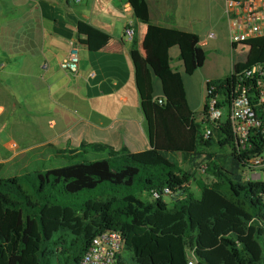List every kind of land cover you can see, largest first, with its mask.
<instances>
[{
	"label": "trees",
	"instance_id": "trees-1",
	"mask_svg": "<svg viewBox=\"0 0 264 264\" xmlns=\"http://www.w3.org/2000/svg\"><path fill=\"white\" fill-rule=\"evenodd\" d=\"M38 7L54 34L73 37L76 18L67 15L71 25L44 0ZM141 26L139 41L134 31L129 56L150 148L130 153L103 142L79 149L47 145L0 163V264H53V256L55 264H78L91 240L104 232L119 233L130 255L129 263L120 256L117 264H187L190 253L196 264H264V180L242 175L248 161L264 153V138L242 151L228 121L199 120L169 56L177 47L184 74H193L206 60L198 37L147 22ZM235 52L242 59L232 62L227 76L205 84V99L210 85L224 94L236 73L264 63V37L233 45ZM88 60L94 72L88 98L109 95L128 80L121 55L89 51ZM155 79L159 97H154ZM205 105L204 100L201 113ZM206 129L211 130L208 140L203 139ZM216 145L229 153L207 150ZM201 164L212 180L196 181ZM191 181L200 189L199 198L190 191ZM165 189L170 193L152 198L153 191ZM93 191L98 195L77 206L67 204ZM144 193L151 201L137 197ZM59 231L72 237L69 243L53 239Z\"/></svg>",
	"mask_w": 264,
	"mask_h": 264
},
{
	"label": "crops",
	"instance_id": "crops-1",
	"mask_svg": "<svg viewBox=\"0 0 264 264\" xmlns=\"http://www.w3.org/2000/svg\"><path fill=\"white\" fill-rule=\"evenodd\" d=\"M7 1V6L0 5V18L7 15L6 17L11 16L19 21L6 29L0 27V117L5 115L7 119L4 120H10V130L14 129L16 122L23 126L25 120H30L28 117L31 115L38 116V124L26 123V133L14 130L10 134L1 130L6 129V122L0 124L2 134L12 135L11 137L21 142L8 144L13 152L0 157V163L8 162L30 150L41 151L47 145L60 149H79L85 143L103 142L115 150L126 148L130 153L150 148L147 125L140 109L134 69L129 56L131 43L123 36L124 28L129 23L137 32V41L142 33L141 24L147 22L195 34L198 37V46L205 54L226 61L231 54L227 25L223 18L224 0H113L115 4L103 10V22H85L84 26L80 25L81 19H85L84 16L79 14V17L76 14L69 5V0H44L59 8L63 19L68 23L71 24L67 15L77 19L78 24L74 25L76 32L71 39L54 34L52 22L48 27L45 25L48 20L40 13V0ZM7 9L11 10L8 14L4 12ZM117 23L122 27L121 33L111 38L107 43L109 45L100 43L89 47L90 33L97 30L110 36L111 27ZM87 27L90 28L88 35L85 34ZM78 29L83 30V36ZM210 33L214 34L213 38L208 37ZM77 40H85L86 44ZM74 47L84 48L85 55L81 59L83 65L79 61L77 73L65 72L61 81L55 82V78L47 73L48 63L54 61L60 64ZM89 51L116 53L124 58L129 76L120 89L109 95L93 98L86 96L88 81L94 76L88 60ZM169 56L170 66L182 76L190 110L200 115L205 100L206 82L221 79L223 72L213 66L212 71L206 73V56L201 68L186 75L179 60V49L171 48ZM187 80H191L194 104H190L188 100ZM49 81H54L56 86L52 88L47 84ZM153 82L154 97H159L160 82L156 79ZM17 87L21 90L25 88V92H18ZM29 87L35 93L25 95L30 92ZM26 101H32L37 106L29 108L28 112L24 109L23 112L26 113L22 120L9 118L17 109L27 108ZM41 127L46 129L45 132L41 131Z\"/></svg>",
	"mask_w": 264,
	"mask_h": 264
},
{
	"label": "built area",
	"instance_id": "built-area-1",
	"mask_svg": "<svg viewBox=\"0 0 264 264\" xmlns=\"http://www.w3.org/2000/svg\"><path fill=\"white\" fill-rule=\"evenodd\" d=\"M223 18L231 47L264 37V0H224ZM123 34L124 39L131 43L134 36L131 23L125 26ZM208 37L213 38L214 34L210 33ZM243 49L244 47L241 48ZM78 65V51L74 47L60 62L59 67L64 72L75 74ZM230 74L232 75V71ZM234 76L235 83L232 87H227L224 94L212 85L206 89V109L198 119L210 124L228 121L237 145L243 151L251 148L252 143L260 137L264 138V63L254 64ZM210 136L211 130L206 129L203 139L208 140ZM262 155L251 158L246 164L244 171L249 173L247 180H264ZM205 170V164L198 168L201 174ZM168 193V189L163 192L153 191L152 198L158 199ZM122 251L121 235L117 232H104L91 240L78 264H117ZM187 264H196L191 253Z\"/></svg>",
	"mask_w": 264,
	"mask_h": 264
},
{
	"label": "rangeland",
	"instance_id": "rangeland-1",
	"mask_svg": "<svg viewBox=\"0 0 264 264\" xmlns=\"http://www.w3.org/2000/svg\"><path fill=\"white\" fill-rule=\"evenodd\" d=\"M7 2H8L7 0H0V5L7 6ZM111 4H115L113 0H82V2H80V3H73L71 0H69V5L75 10L76 14L79 17L81 15H83L84 18H85V19H81V21H82L80 23L81 26H84L85 22H91L92 24L103 22L105 20L104 17L102 16L103 10L106 9ZM10 11L11 10L7 9L4 12L8 14V13H10ZM79 14H81V15H79ZM6 16L4 18H0V27L2 26L4 29H6L8 27H11L12 25L18 24L19 20H17L16 18H12L11 16H9V17H6ZM45 25L48 27V26L51 25V22L45 21ZM78 30L81 31V29H78ZM121 30H122V27L118 23H117V25L115 24V25H113L111 27L110 36L104 35L102 33H99V31L94 30L92 33H90V35L88 37L89 47H92L93 45H98L100 43H103V44L109 43L110 39L113 38L115 35H118V36L120 35ZM83 35H84V32L82 30L81 31V36H83ZM107 45H109V44H107ZM77 51H78V57H79L80 64L82 63V65H83V62H81V59H83V57L85 55L84 48L83 47H79V49H77ZM206 56H207V60H206V63H205V65H206L205 72L206 73H210L212 71V69H213V66H215V67H217V69H220L223 72V75H222L221 78H224L225 76H227V73H228V71L230 69V64L232 62H237V61L242 59L241 58L242 55H240L237 52H235L233 54H230V57H229V53H228L227 54V56L229 57L228 61L223 60L220 57L216 58L215 56L210 55V54H206ZM229 61H231V62H229ZM47 73L50 76H53L55 78V82H60L61 79L65 76L64 75L65 72L63 70H61L60 67H59V62L57 63V62H54V61L51 62V63H48ZM55 82L54 81H49L47 84H49L53 88L54 86H56ZM29 89H30V87H29ZM186 89H187V92H188L189 103L190 104H194L195 103V95L192 92L193 87H192V84H191V80H187L186 81ZM20 90L21 89H18V87H17V91L20 92ZM24 90H25V88H23L21 90V92L24 91ZM33 93H35L33 91V89H30V92H28L25 95H32ZM30 98H33V97H30ZM26 102H27L26 103V107L27 108L22 107L20 109H17L12 115H10L9 118H13V119H16V120H18V119L22 120L23 117L25 116L24 114L26 112H28L29 108L37 106L35 103H32V101H26ZM24 109H26L25 113L23 112V111H25ZM196 115H199V113H197ZM34 117H36V116L35 115H31V117H28V118H30V120H25V124L26 123L31 124V125L38 124V119H37L38 116L36 118H34ZM5 118H6L5 115L0 117V124H2L3 122H6L4 124V126L7 125L6 129H1L3 132H6L7 134H10L14 130L21 131L23 133L27 132L25 124L23 126H21L17 122L14 125V129H12V130L8 129L10 120L9 119H8V121L4 120ZM44 130H46V129L41 127V131L45 132ZM11 136L12 135L5 136V134H2L0 132V138H1L0 139V157H4V156L9 155V154H11L13 152L12 148H10V145H8V144L21 143L20 141H17L16 139H14ZM207 150L215 152V153H218V154H227V153H229V151L227 149L223 148V150H221L219 147H217V145L213 146V147H211V148H209ZM262 157H264V153H263ZM242 175H243V178H247L249 176V173L247 171H243ZM195 177L197 179L196 181L201 180V179L204 180L206 178H209L210 180L213 179L212 177H210L209 173L201 174V173H199V171L195 172ZM196 181H191V183H190V191L193 193V195L196 198H199L200 197V189L197 188ZM97 195H98V193H95V191L89 192V193L85 192V193H82L80 195V197H77L75 199H72V198L68 199L69 201H68L67 204L68 205H72L73 204V206H77L78 204H80L83 201V199L93 198V197H95ZM137 197L139 199L143 200V201H151V198H149L147 196V194H145V193L142 194V195H138ZM163 200L165 202H167L170 207L172 206V202L170 201L169 197H167V196L163 197ZM59 237H63L64 240L66 241V243H69L71 238H72L69 234H67V233H65L63 231H59L58 233L54 234L53 239L56 240ZM129 256L130 255L127 252L122 251L121 258H122V260L125 263H129ZM51 259H52L53 264H55L56 257L53 256V258H51Z\"/></svg>",
	"mask_w": 264,
	"mask_h": 264
}]
</instances>
